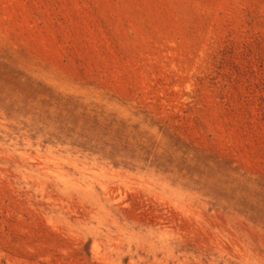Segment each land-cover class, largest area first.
I'll use <instances>...</instances> for the list:
<instances>
[{"label":"rangeland","instance_id":"obj_1","mask_svg":"<svg viewBox=\"0 0 264 264\" xmlns=\"http://www.w3.org/2000/svg\"><path fill=\"white\" fill-rule=\"evenodd\" d=\"M0 264H264V0H0Z\"/></svg>","mask_w":264,"mask_h":264}]
</instances>
